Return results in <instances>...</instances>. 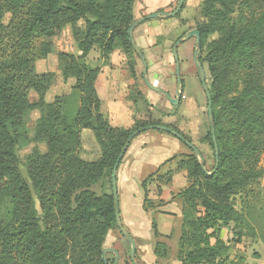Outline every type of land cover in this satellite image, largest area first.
<instances>
[{"label":"trees","instance_id":"16d2710c","mask_svg":"<svg viewBox=\"0 0 264 264\" xmlns=\"http://www.w3.org/2000/svg\"><path fill=\"white\" fill-rule=\"evenodd\" d=\"M137 1L0 0V210L8 205L4 216L0 212V264H103L105 239L118 230L113 197L91 188L107 178L111 183L113 166L133 131L161 124L146 120L128 130L111 127L95 90L100 69L85 58L93 49L105 63L116 49L135 54L127 30ZM65 28L79 55L57 53L55 59L63 80H74L78 108L72 113L65 96L45 101L55 76L36 69L53 54V38ZM196 32L200 50L217 36L206 44L202 62L210 75L218 167L207 175L194 153L182 155L172 159L173 173L157 171L142 188L145 205L150 183L168 184L175 172L184 171L187 186L175 196L181 203L178 262L223 264L228 248L219 239L222 228L233 224L253 236L233 200L264 178V0H202ZM31 92L36 101L29 100ZM34 111L39 117L32 141L46 152L33 150L24 181L23 120ZM83 130L91 131L99 146L94 162L79 157ZM204 139L212 146L210 130ZM151 229L157 236L154 222ZM236 235L239 243L243 235Z\"/></svg>","mask_w":264,"mask_h":264},{"label":"rangeland","instance_id":"374dc122","mask_svg":"<svg viewBox=\"0 0 264 264\" xmlns=\"http://www.w3.org/2000/svg\"><path fill=\"white\" fill-rule=\"evenodd\" d=\"M179 0H138L137 7L140 8V11L146 7L149 10H154V13H172L177 5ZM201 11H202V0H184L183 7L181 12L171 19H156L155 21L149 20V22H153L157 24L156 31L150 29L149 32H157L155 41L152 42L151 46L149 47L150 50H156L151 52L148 48H144L142 51L144 58L147 63V68L153 70L156 66H165L166 68L169 67L170 70V80L172 87L170 89V93L174 95L175 87H176V80L174 77V63L170 59L171 55V45L175 42V40L180 37L188 34L190 31L195 30L198 22L201 21ZM153 14V13H152ZM67 29V28H65ZM64 29V30H65ZM63 33V31H62ZM61 33V34H62ZM60 34V35H61ZM60 35L56 38H53V46L56 48L57 51H61L68 49V46H71L72 38L70 35V31L67 35ZM217 36L209 37L203 44V49L200 50L199 46V63L204 68L205 75H206V83L207 85L210 84V75L208 72V66L206 63H203L202 60L205 57L207 51L205 49L206 44L210 41L216 40ZM193 42L195 40L193 39ZM183 47L180 48V50ZM97 54L96 51L90 53L88 65L92 68H98L99 66L93 62V58ZM165 54V59L162 56ZM129 62L128 64L135 66V79L139 86L144 90L145 94H150L143 83L142 80V66L135 54L128 55ZM136 64V65H135ZM165 64V65H164ZM182 68H180V72L183 71L186 73L189 72L188 68L190 66V62L185 58L182 60ZM37 72L38 73H46L52 72L57 74V62L55 57L47 60L38 61L37 64ZM183 69V70H182ZM193 69V68H192ZM161 77V74H158ZM108 76V72H105V77ZM130 76V72L128 69L116 71L113 76H111L113 82L117 83V87L124 84L127 85L128 78ZM188 74L186 75V82L192 80ZM200 76L193 78V85H191L187 90V95L185 99L182 100L181 104L178 106H172L163 96L156 97L159 102V107H157V112L160 115H156L155 117L148 112L145 121L148 122H155L159 123L163 126H168L172 129L178 130L182 133L192 144L193 146L201 153V156L205 162V169L206 171H211L214 167V152L210 142L207 139H204V136L209 132V124L207 120V102L204 93L201 90L199 85ZM209 88V87H208ZM67 87H65V83L57 81L54 84V89L50 90L46 95V102L50 103L56 96L66 94ZM106 92V90H105ZM154 94V93H153ZM151 96V95H150ZM163 98V99H162ZM29 100L36 101L37 96L34 93L29 94ZM169 105H167V103ZM147 105L148 103L145 102ZM161 103L164 104L166 107H162ZM110 105L104 103L102 106L103 111ZM121 109L125 110L124 106H121ZM101 113V112H100ZM157 114V113H156ZM103 115V114H102ZM39 117L37 111L30 112L25 115L24 117V124L27 130L26 133V140L21 143V148L19 150V158H20V172L21 176L24 181L26 180V168L28 167L29 161L32 158L33 150L39 149L43 150L42 146H38L34 144L32 141L33 132L35 129L36 121ZM91 133L90 131H86ZM82 133V132H81ZM92 134V133H91ZM154 134H159L157 131H147L139 136H137L131 145V152L136 149L138 146V142L140 138H144L145 136H150ZM164 136L171 138L172 140L176 141L171 135H167L166 133ZM178 142V141H176ZM180 144V149L184 150V152L189 155L193 154L183 143L178 142ZM147 151L151 152L156 150L157 148L152 144L147 145ZM94 156L92 158H88V161H93L96 159V153L92 152ZM131 155L127 156L130 158ZM198 159V158H197ZM177 161L179 159H176ZM176 167V165H175ZM260 167L264 170V160L261 162ZM150 172V169H146V175ZM174 171H171L173 173ZM132 180H130V186L127 189V198L129 203L131 199L135 201L137 199V195L134 191ZM118 189H120V185H118ZM97 195L102 193L110 194L111 191V183L110 179L103 180L98 186L91 188ZM157 195V190H155ZM119 193V192H118ZM120 194V193H119ZM118 194V198H119ZM122 198V197H121ZM235 210L238 212H242L245 216L246 221L248 222L249 227L252 230V235L250 232L244 229H236L233 224L227 225V227L222 228L219 234V239L227 246V256L226 260L223 264H264V178L255 183L253 186L250 187L249 192L246 195H238L233 200ZM161 203V202H160ZM158 204V201H147L144 205L145 211H152L151 217L152 220L155 222H159L162 217L155 216L157 213L155 211V205ZM160 205V204H159ZM161 206V205H160ZM133 207V208H134ZM8 208L7 203L3 205L0 212L1 215L4 216L6 214V209ZM122 208V200L121 204L119 205V209ZM133 210H136L134 208ZM127 222V220H125ZM127 227L129 228L128 223H126ZM124 229L129 233L130 237L133 239L135 246H136V254L135 260L138 264H179L178 262V255L180 252L179 248V239L181 234V222L180 225H174L173 230L168 236H161V235H154V230L151 229L148 232H145V226H143L141 232L138 235H135L131 231L127 230L125 224L122 222ZM146 225L149 227V221L146 222ZM241 233L243 236L239 243H236L237 240V233ZM153 236V237H151ZM148 238V240H144L143 238ZM211 244H214L215 240L211 239ZM157 244H161L162 246L157 247L158 253H162L161 257H157L154 255V251L156 249ZM103 248H110L116 250L119 255V262L118 264H130L128 262V255L130 252V245L125 238L121 236L118 230L113 229L111 230L104 242ZM107 262L113 261V254L106 255ZM110 264V263H109Z\"/></svg>","mask_w":264,"mask_h":264},{"label":"crops","instance_id":"0c3cea01","mask_svg":"<svg viewBox=\"0 0 264 264\" xmlns=\"http://www.w3.org/2000/svg\"><path fill=\"white\" fill-rule=\"evenodd\" d=\"M136 5L137 2L133 7V15L135 20H138L155 12L154 10H149L146 7H144L143 10L140 11V8ZM155 20L156 19H154L153 21ZM150 29L156 31L155 29H157V24L147 21L138 26L133 31L134 43L141 52L144 50V48L149 49L152 42L155 41L156 35H160L157 34V32H149ZM68 33L69 29L67 28L63 30V33L61 35L64 36ZM61 35L60 38H62ZM190 44L191 43L185 44L180 50L181 59L184 60L186 58V52L188 51ZM93 51L97 52V54H95L93 58V62H95L99 66L98 68L100 69V73L95 82V90L100 100V112L108 120L111 127L128 130L132 128L136 122L145 121L148 112H150L154 117L158 114L160 115V113L157 112V107H159L160 105L158 100H156V97H159L160 95L155 93L153 94V92H151L150 90H148L150 91L149 95L144 93V90L136 82V69L135 66H133L134 64H128L130 57L127 56V54H125L119 49H116L113 51V53H111L105 63V60L101 58L99 51L93 49L91 52ZM150 51L154 53V51L156 50ZM57 53L79 55V53H77L76 51L74 43L72 42L71 46H68V49L64 50L63 48V50L57 51L56 48H54L51 58L55 57ZM90 53L85 58V63L87 65L89 62ZM161 57L165 59V54H162ZM170 59L173 61L172 55H170ZM124 68L128 69L130 72L128 83L127 85L122 84L117 87L116 81L115 84L112 83L113 80L111 79V76H113L116 71L118 72L119 70H123ZM106 71L108 72L107 77H105ZM53 74L55 76L54 83L50 87L48 92L54 89V84L56 81L57 83L59 81L65 83V87H67L66 94H62L56 97L65 96L67 98L66 104L68 105V110L71 113L76 111L78 108V96H75V99L73 98L74 94L72 87L74 86V80L68 79L64 81L59 71L57 74ZM158 74H161V77ZM147 77L152 85L172 95L170 93L172 84L170 80L169 67L166 68L165 66H156L155 68H153V70L148 68ZM187 90H185L184 96L188 97ZM106 102L108 105H110V107H107L105 111H103L102 106ZM145 102H147L148 105ZM167 105L169 104L167 103ZM121 106H124L125 110L121 109ZM161 106L163 108L166 107L162 103ZM86 131L89 130L81 131V149L79 157L84 161L94 162L99 158V146L95 141L93 133L90 131L92 133L91 134ZM157 133L159 134L140 138L138 146L131 152V145L133 142L132 141L117 171V192L120 193H118L119 205L121 204L122 200V208L120 209L121 221L125 224L127 230L131 231L135 235H138L141 232L143 226H145V232L150 231L152 228V222H154L151 217L152 211L144 210L145 195L144 190L142 188L143 181L150 175L155 174V172L157 171L159 174H164L168 171H173L175 169L176 161L172 159L179 158L182 155H187L184 150L180 149V144L178 143L179 141L177 139L173 137L178 142L172 140L171 138H168L167 136H164L165 133ZM149 144H152L157 149L148 152L147 145ZM38 146L43 147L42 151L39 150L41 153L46 152L45 146ZM92 152L96 153V159H94L93 161H88V158L94 157L91 156L93 155ZM129 155H131L130 158H127V156ZM146 169H150V172L147 175L145 173ZM130 180H132L134 184L133 186H135L134 191L137 195L135 207L133 205V199H131V202L129 203L126 194L127 189L130 186ZM118 185H120V189H118ZM186 186L187 178L186 173L184 171L175 172L171 182L168 184H158L157 182H152L147 186V200L158 201V204L155 205V211L157 213L154 215V217H162L159 222L154 223L156 231L159 235L168 236L173 230L174 225H180L181 203L178 199H175V196ZM158 187L160 193H158ZM155 190H157V195ZM133 207L136 208V210H133ZM125 220H127V222ZM148 221L149 227L148 225H146V222ZM126 223H128L129 228L126 226ZM148 238L149 237L143 239L148 240Z\"/></svg>","mask_w":264,"mask_h":264},{"label":"water","instance_id":"95a60500","mask_svg":"<svg viewBox=\"0 0 264 264\" xmlns=\"http://www.w3.org/2000/svg\"><path fill=\"white\" fill-rule=\"evenodd\" d=\"M184 0H179L178 5L176 9L172 13H153L148 16L142 17L138 20H135L131 26L127 30V35L129 39V43L132 47L133 52L135 55L138 57L141 66H142V80L145 86L147 87L148 90L151 92L163 96L172 106H178L180 103L181 99V92L180 89L182 87V80L180 76V64H179V58H178V52L177 48L180 44L187 42L188 40L195 38L196 39V45L198 46L200 44V37L199 34L195 31L192 32L191 34H188L184 39L178 40L176 44L174 45L172 49V56H173V61L175 63V77H176V88H175V93L173 96H171L169 93L165 92L164 90L157 88L156 86L152 85L147 77L148 73V68H147V63L144 58V55L142 52L139 50V48L135 45L134 40H133V31L140 26L141 24L149 21V20H154V19H171L177 16L183 7ZM196 53L194 56V64L195 66L199 69L200 74H201V84L203 91L206 96L207 100V120L209 124V130H210V135H211V141H212V146L214 150V169L211 173H207L205 169V162L203 157L201 156V153L193 146L191 142L183 138L179 133H177L175 130L168 128L166 126L160 125V126H147L144 128L137 129L133 131L128 139L126 140L123 148L120 151V154L113 166L112 172H111V191H112V197H113V204H114V217H115V224L116 227L121 234L123 238L127 240V242L130 245V252H129V259L132 264H138L135 260V254H136V246L133 241V239L130 237L129 233L124 229L121 221V216H120V209H119V198H118V192H117V171L120 165L121 160L123 159L124 155L127 152V149L129 148L130 143L140 134L147 132V131H157V132H162L171 135L175 139H177L179 142L183 143L189 150H191L196 157L198 158L200 168L203 172H205L207 175H212L219 164V154H218V148L216 144V138H215V131H214V124H213V116H212V104H211V97L209 93V89L206 85V78H205V72L201 65L198 63L196 60ZM107 254H113L114 255V260L113 264H118L120 255L119 253L110 248H104L102 250L101 254V260L103 264H108L106 255Z\"/></svg>","mask_w":264,"mask_h":264},{"label":"flooded vegetation","instance_id":"af4514ba","mask_svg":"<svg viewBox=\"0 0 264 264\" xmlns=\"http://www.w3.org/2000/svg\"><path fill=\"white\" fill-rule=\"evenodd\" d=\"M192 32H195V30H193V31H190L188 34H191ZM188 34H186V35H184V36H180V37H178L176 40H175V42L171 45V55H172V49H173V47H174V45L176 44V42L178 41V40H181V39H184ZM193 39L195 40V42H193ZM187 43H191L190 44V47L188 48V51L186 52V59L190 62V66H189V68H188V70H189V72H187L186 71V73L185 72H183V71H181L180 72V76H181V80H182V87H181V89H180V92H181V99H180V103L179 104H181V102H182V100L183 99H185L186 98V96H184V94H185V90H187L191 85H193V83H192V81H193V78H195V77H197V75H199L200 76V79H199V85H200V87H201V90H202V92L204 93V91H203V88H202V84H201V74H200V71H199V69L195 66V64H194V56H195V52H197L196 53V60L198 61V63H199V46H200V44L197 46L196 45V39L195 38H192V39H190V40H188L187 42H184V43H182V44H180L179 46H178V48H177V52H178V58H179V64H180V68H182V60L183 59H181L180 58V48L181 47H183L185 44H187ZM172 58H173V56H172ZM173 63H174V61H173ZM200 65H201V63H199ZM201 67L203 68V66L201 65ZM193 68V69H192ZM174 70H175V63H174ZM183 70V69H182ZM203 70H204V68H203ZM205 72V71H204ZM188 74V76L190 77V78H192V80L191 81H189V82H186V75ZM187 76V77H188ZM174 77H175V72H174ZM205 78H206V75H205ZM175 80H176V77H175ZM177 83V82H176ZM206 85H207V83H206ZM176 88V87H175ZM175 93V92H174ZM204 95H205V93H204ZM171 96H173V95H171ZM205 98H206V96H205ZM206 102H207V100H206ZM114 256V255H113ZM113 260H114V258H113ZM128 262H130V264H132L131 263V261H130V259H129V255H128Z\"/></svg>","mask_w":264,"mask_h":264}]
</instances>
